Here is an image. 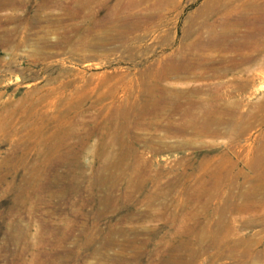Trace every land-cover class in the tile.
<instances>
[{"label": "rangeland", "instance_id": "1", "mask_svg": "<svg viewBox=\"0 0 264 264\" xmlns=\"http://www.w3.org/2000/svg\"><path fill=\"white\" fill-rule=\"evenodd\" d=\"M0 264H264V0H0Z\"/></svg>", "mask_w": 264, "mask_h": 264}, {"label": "bare ground", "instance_id": "2", "mask_svg": "<svg viewBox=\"0 0 264 264\" xmlns=\"http://www.w3.org/2000/svg\"><path fill=\"white\" fill-rule=\"evenodd\" d=\"M89 64H91V63H89Z\"/></svg>", "mask_w": 264, "mask_h": 264}]
</instances>
